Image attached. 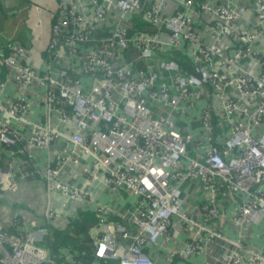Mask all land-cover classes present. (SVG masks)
I'll list each match as a JSON object with an SVG mask.
<instances>
[{
    "label": "built area",
    "instance_id": "obj_1",
    "mask_svg": "<svg viewBox=\"0 0 264 264\" xmlns=\"http://www.w3.org/2000/svg\"><path fill=\"white\" fill-rule=\"evenodd\" d=\"M59 1L44 73L31 66L26 46H1L0 68L8 72L0 82V148L14 151L25 140L31 152L66 137L73 150L61 149L45 169L49 190L84 203L61 174L64 165L89 156L96 169L87 165L82 176L95 178L101 170L110 190L125 188L139 199L130 214H119L137 227L133 243L120 252L110 236L101 240L119 264H154L145 248L169 235L176 218L196 229L181 256L203 254L207 244L220 242L228 252L219 263L245 264L243 250L251 264H264V248L243 244L241 233L232 238L208 227L229 199L236 227L264 222V55L258 48L264 0H253L249 10L231 0H178L182 8L174 12L168 11L171 0ZM13 82L47 87L44 107L58 117L60 130L32 123L30 103L9 98ZM25 126L29 136L19 130ZM188 182L205 193L202 222L182 213ZM0 184L17 189L13 164L0 170ZM97 212L108 232L112 225L103 215L110 210L99 206ZM59 216L50 212L48 219ZM46 236L0 233V264H55L42 245Z\"/></svg>",
    "mask_w": 264,
    "mask_h": 264
},
{
    "label": "crops",
    "instance_id": "obj_2",
    "mask_svg": "<svg viewBox=\"0 0 264 264\" xmlns=\"http://www.w3.org/2000/svg\"><path fill=\"white\" fill-rule=\"evenodd\" d=\"M231 1L248 10L255 8L253 0ZM59 2V0H0V13L3 14V20L0 21L3 22V26L0 27V50H2L1 46H6L8 42L26 46L31 66L39 73H44L49 67L47 49L51 39V24L57 15ZM179 8L181 9L182 6L179 5L178 0H171L168 11L174 12ZM134 22L140 30H146L142 20L135 19ZM258 48L264 55V39L258 44ZM179 55L182 56L179 52L173 53V57L180 61ZM185 63L188 65L187 61ZM7 72L6 67L0 68V82L6 78ZM7 92L9 98L20 95L30 103L29 119L33 124L55 125L60 130L58 117L53 114L49 116L44 107L46 86L23 88L13 82L10 83ZM30 126L19 128V130L29 136ZM75 131L74 127L70 132ZM21 144L16 146L14 151L6 147L0 148V155H4L7 159L0 170L9 169L13 164V175L17 184V189L13 191L4 189L0 184V233L18 237L45 231L46 238H51L54 237L53 230L56 229L63 235H71L67 241L69 244L62 249L65 259L59 264H77L78 252H87L88 249L95 251L97 258L92 264H112L115 259L109 256L101 240L110 236L115 250L118 249L120 252L125 251L133 243L137 227L130 220H122L119 214H130L138 205L139 199L132 196L125 188L115 192L110 190L101 170L94 171L95 178L82 176L81 170L87 165L93 170L96 169L93 160L88 156L83 158L80 165L66 164L62 167L61 181L68 183L71 188L79 189L86 199L84 203L70 200L61 192L49 190L45 175V169L56 155L60 154L61 149L66 148L68 152L73 150L70 141L66 137H59L49 148H34L31 152L25 150V140ZM30 155L32 158L28 157ZM26 160H28L27 166L24 162ZM58 165L60 166L61 163ZM183 198L185 201V206L182 208L183 215L202 222V207L206 201L204 191L199 189L196 182H188L183 186ZM237 198L240 199V196ZM233 205H235L234 200H225L221 205L219 218L208 227L212 230L217 229L232 238H237L241 233L245 239L243 244L257 249L264 248V222L261 225L243 227V229L236 227L232 220ZM99 206H105L110 210L108 214L103 215L104 221L112 225V229L108 232L103 229L98 217ZM50 212H57L60 214L59 218L56 221H50L48 219ZM75 223H80L77 231L73 230L72 225ZM82 230L86 232L79 237ZM125 234H127L126 238ZM195 236L194 226H187L176 218L169 230V235L160 238L156 244L146 246L145 251L154 264H222L219 262L225 261L228 251L220 242L207 244L203 254L181 256L180 252L192 243ZM46 238L42 245L51 253L49 247L45 245ZM9 243L3 242L2 245L9 249L11 245ZM81 244L84 245L79 246ZM239 253L245 264H251L249 256L243 250H239ZM2 256L0 245V257Z\"/></svg>",
    "mask_w": 264,
    "mask_h": 264
},
{
    "label": "trees",
    "instance_id": "obj_3",
    "mask_svg": "<svg viewBox=\"0 0 264 264\" xmlns=\"http://www.w3.org/2000/svg\"><path fill=\"white\" fill-rule=\"evenodd\" d=\"M135 19L142 20V18L140 16H135ZM179 56H181V55H179ZM183 58H185L184 55L181 56L180 62L182 64H185L186 60H183ZM6 161H7V159H5V156L0 155V168L5 165ZM78 224H80V223H75L72 225L74 231H77L79 229ZM52 229H55V228H52ZM85 232H86L85 230H82L81 234L79 233V237H82L85 234ZM53 236L54 237H51V238L47 237L46 238L45 245H47L49 247V249L51 250L50 256H51L52 260L54 261V263L59 264L60 262L64 261V259H65V256L62 253V249L69 244V242H67V241L71 238V235H69V236L63 235L61 232H59V230L55 229V230H53ZM83 245L84 244H81L79 246H83ZM82 252H85L86 254H83ZM78 253H79V255H78L79 258H78L77 264H92L95 259L97 260V258L95 256V251H92L90 249H88L87 252L86 251H80ZM112 264H119V259L113 260Z\"/></svg>",
    "mask_w": 264,
    "mask_h": 264
},
{
    "label": "rangeland",
    "instance_id": "obj_4",
    "mask_svg": "<svg viewBox=\"0 0 264 264\" xmlns=\"http://www.w3.org/2000/svg\"><path fill=\"white\" fill-rule=\"evenodd\" d=\"M3 20V14L0 13V21ZM3 26V22H0V27Z\"/></svg>",
    "mask_w": 264,
    "mask_h": 264
}]
</instances>
